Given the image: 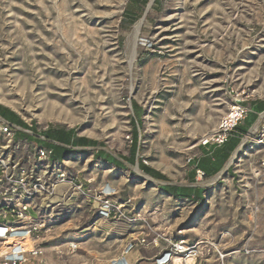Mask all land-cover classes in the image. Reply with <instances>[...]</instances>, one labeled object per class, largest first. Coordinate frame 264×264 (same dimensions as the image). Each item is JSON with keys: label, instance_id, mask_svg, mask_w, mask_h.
<instances>
[{"label": "rangeland", "instance_id": "374dc122", "mask_svg": "<svg viewBox=\"0 0 264 264\" xmlns=\"http://www.w3.org/2000/svg\"><path fill=\"white\" fill-rule=\"evenodd\" d=\"M127 2L0 0V105L37 133L72 129L102 142L65 158L85 195L70 189L49 211L46 263L107 264L131 239L160 235L197 242V264H264V116L230 175L188 180L198 147L232 100H264V0L153 2L132 71L127 44L141 18L121 27ZM133 125L137 160L129 164ZM138 161L167 180L146 178ZM163 185L203 188V200L175 199ZM105 186L129 201L128 219L92 213L89 200Z\"/></svg>", "mask_w": 264, "mask_h": 264}, {"label": "built area", "instance_id": "2783aa9c", "mask_svg": "<svg viewBox=\"0 0 264 264\" xmlns=\"http://www.w3.org/2000/svg\"><path fill=\"white\" fill-rule=\"evenodd\" d=\"M248 111L242 101L232 100L216 131L202 145L222 144ZM20 133L33 135L0 116V264H47L44 243L52 224L49 211L61 205L64 198L71 197L67 195L70 189L82 196L85 189L69 177L68 160L55 158L53 149L22 138ZM195 173L196 181L204 178L202 171ZM126 203L129 201L122 202L114 189L105 186L94 193L89 207L100 219H128ZM197 246V242L186 239L155 235L148 240L144 236L131 239L116 264H134L132 254L150 247L156 250L153 264H174L176 258L181 260L180 264H197L202 255ZM75 249L73 244L68 247L70 251ZM190 258L192 262L187 263Z\"/></svg>", "mask_w": 264, "mask_h": 264}, {"label": "trees", "instance_id": "16d2710c", "mask_svg": "<svg viewBox=\"0 0 264 264\" xmlns=\"http://www.w3.org/2000/svg\"><path fill=\"white\" fill-rule=\"evenodd\" d=\"M148 3V0H128L125 9L122 14L121 19V27L122 28H129L131 27L137 20H139L146 8V5ZM159 3V0L154 1V6ZM134 110L137 111V104L134 103L133 105ZM264 111V103L259 104L256 107L255 112L261 113ZM0 116L10 123L16 124L20 126L23 129L32 130L34 134H36L35 129L33 127H29L21 118H19L14 112L9 110L8 108H5L0 105ZM257 118V114H249V116H245L243 127H239L238 124L234 127L233 133H229L225 139V141L222 143L224 148L226 149V153L224 156L219 157V162L216 166H213L211 164V172L207 169L208 164H210L209 160H205L201 163V165H197L192 172L188 175L189 182L193 183L195 182V172L198 169H201L204 173V178H208L215 174L217 171V168L225 162L229 156V153L234 150V148L237 147V145L240 143L241 138L246 134L247 130L253 125ZM233 134V138H229V136ZM41 135L49 140V143L46 144L49 146V148L53 149L54 156L57 159L64 158L68 154L72 153L73 151L65 148V146H72V147H83V148H96L102 145V142H98L92 139L84 138V137H77L74 130H64V129H53L48 128L41 132ZM20 137L25 138L27 140H35L36 138L34 136H29L23 133L19 134ZM53 142L57 143L54 144ZM223 148V147H222ZM223 148V149H224ZM138 150V132L133 125V131L131 135V144L129 147V153L127 157H123V159L128 162L129 164H134L136 159V153ZM87 152V151H84ZM211 156L216 159L218 156H216V153H212ZM95 157L97 159H101L105 163H109L117 168H122L123 164L121 161L109 156L105 155L103 151H96ZM139 169L145 173L146 175L150 176L153 179H156L158 181H164L167 180L164 175L159 173L158 171L144 165L143 162L138 161ZM216 169V171H215ZM162 191L167 194L168 196H171L175 199H188L192 201H202L203 200V192L204 189L200 187H178V186H170V185H163L161 186Z\"/></svg>", "mask_w": 264, "mask_h": 264}, {"label": "crops", "instance_id": "0c3cea01", "mask_svg": "<svg viewBox=\"0 0 264 264\" xmlns=\"http://www.w3.org/2000/svg\"><path fill=\"white\" fill-rule=\"evenodd\" d=\"M261 103H264V100H257V101H253V102H251L250 104H249V106L247 107L248 109H249V111H248V113H247V116H249V114H251V113H253V114H257V118H256V120H255V122L256 121H258L257 119H259L258 118V115H260V113H256L255 112V110H256V107L259 105V104H261ZM264 112V111H263ZM262 113V112H261ZM254 122V123H255ZM253 123V124H254ZM243 124H244V120H242V121H240L239 123H238V126L239 127H243ZM20 127V126H19ZM23 129V128H22ZM250 129V128H249ZM248 129V130H249ZM247 130V131H248ZM32 131V130H31ZM234 131L232 130L231 131V133H233ZM32 134L33 135H29V136H34L36 139L35 140H31V141H34L36 144H38L39 146H41V147H45V148H49V146H47L46 144H48L49 143V140H47V139H45V140H40L37 136H42L41 135V132H39V133H37L36 132V134H34L33 133V131H32ZM43 137V136H42ZM234 137V135L233 134H231L230 136H229V138L228 139H230V138H233ZM224 146L222 145V144H220V145H218V144H215V143H208V144H206V145H203V146H199L198 147V153L196 154V156H195V158L192 160V166H191V170H190V172H192L193 170H194V168L197 166V165H201V163L203 162V161H205V160H209L210 162V164H208V170H209V172H211V164H213V166H216L217 164H218V162H219V157H222V156H224L225 155V153H226V149L224 148ZM65 148H67V149H75V148H77V147H72V146H65ZM83 148V147H82ZM234 150H235V148H234ZM233 150V151H234ZM233 151H231L230 153H229V156H228V158H227V160L225 161V162H223V164L221 165V166H219L218 168H217V171H216V169H215V174L214 175H212V176H210V177H215V176H217V175H220V176H223L226 172L230 175V172H231V170H230V165L227 167V170L226 171H224V169H225V165L227 164V162L229 161V159H230V157H231V155H232V153H233ZM212 153H216V156H218V158H216V159H214L212 156H211V154ZM69 155V154H68ZM67 155V156H68ZM67 156H65L64 157V159L67 157ZM61 159H63V158H61ZM198 170H200V171H202L201 169H198ZM203 172V171H202ZM195 180H196V177H195ZM191 184H193V183H191ZM178 187H180V186H178ZM184 187V186H183ZM185 187H187V186H185ZM188 187H196V186H188ZM203 196V195H202ZM171 197V196H170ZM140 250L141 249H139V250H137V251H135L133 254H132V260L134 261V264H140L141 262H148L149 264H153L152 263V257H149V258H145L142 254H141V252H140ZM119 257V256H118ZM117 256H116V258L115 259H117L118 258ZM109 260H113V259H109Z\"/></svg>", "mask_w": 264, "mask_h": 264}, {"label": "bare ground", "instance_id": "6f19581e", "mask_svg": "<svg viewBox=\"0 0 264 264\" xmlns=\"http://www.w3.org/2000/svg\"><path fill=\"white\" fill-rule=\"evenodd\" d=\"M143 20L142 18L135 24L134 28H133V33L131 35V37L128 40V44H127V53H128V67L129 70L132 71L134 64L136 62V58H137V47H138V37L139 34L141 32L142 26H143ZM264 116V113L260 114L259 116V120ZM258 120V119H257ZM256 127H257V123L256 125H254L252 128L249 129L248 134L242 139L240 145L235 149V151H233L229 161L227 162V164L225 165V168L229 165H231L234 160L238 157L241 148L243 147V145L246 143V141L254 134V132L256 131ZM216 131V130H215ZM214 131V132H215ZM212 135H208L205 136L204 140H208L209 138H211ZM146 178H149V176H145ZM151 178V177H150ZM220 178V175H217L215 177H213L209 182H213L217 179ZM27 247L29 248L31 246V243L28 241L26 242ZM181 260L179 258H176L174 260V264H180ZM192 259H188L187 263H191ZM117 263V259H113L110 260L107 264H116Z\"/></svg>", "mask_w": 264, "mask_h": 264}, {"label": "water", "instance_id": "95a60500", "mask_svg": "<svg viewBox=\"0 0 264 264\" xmlns=\"http://www.w3.org/2000/svg\"><path fill=\"white\" fill-rule=\"evenodd\" d=\"M155 0H149L148 1V3H147V5H146V8H145V10H144V13H143V15H142V20H144L145 19V17H146V15H147V13H148V11H149V9L151 8V6H152V4H153V2H154ZM256 123H257V121L250 127V128H252L254 125H256ZM248 132H249V130L246 132V134L244 135V136H246L247 134H248ZM242 141V140H241ZM241 141H240V143H241ZM240 143L237 145V147L240 145ZM236 147V148H237ZM235 148V149H236ZM235 151V150H234ZM228 167V166H227ZM227 167L224 169V171H226L227 170ZM150 177V176H149Z\"/></svg>", "mask_w": 264, "mask_h": 264}]
</instances>
